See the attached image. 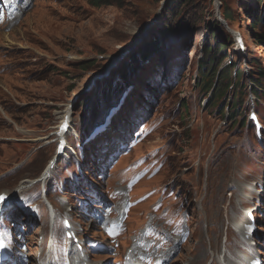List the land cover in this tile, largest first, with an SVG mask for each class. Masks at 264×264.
Here are the masks:
<instances>
[{"label": "rangeland", "instance_id": "1", "mask_svg": "<svg viewBox=\"0 0 264 264\" xmlns=\"http://www.w3.org/2000/svg\"><path fill=\"white\" fill-rule=\"evenodd\" d=\"M10 1L0 0V192L41 176L55 158L58 168L46 189L37 183L0 214L8 264H244L256 241L247 244L237 225L254 201L263 204L257 214L264 239V97L257 107L250 95L235 123L221 112L241 86L216 108L209 102L211 91L197 75L212 20L205 16L197 34L172 29L170 43L141 63L123 99L117 88L126 83L109 71L112 56L120 64L132 53L139 58L162 27L165 0ZM229 1L232 28L224 26L233 38L242 33L247 50L231 42L215 80L231 84L232 65L249 88L257 70L264 72V43L254 44L251 26L264 16V0ZM97 74L103 77L95 81ZM113 87L116 95L107 99ZM71 106L68 153L56 157ZM114 106L116 116L96 131ZM252 110L263 124L261 138L252 122L237 123ZM67 218L76 230L84 227L81 249H70ZM255 250L264 258L262 244Z\"/></svg>", "mask_w": 264, "mask_h": 264}, {"label": "trees", "instance_id": "2", "mask_svg": "<svg viewBox=\"0 0 264 264\" xmlns=\"http://www.w3.org/2000/svg\"><path fill=\"white\" fill-rule=\"evenodd\" d=\"M162 0H152L153 4H161ZM260 1V0H256ZM102 3V1H99ZM220 13L222 18L230 24L231 21V10L229 9V0H220ZM137 4V3H135ZM208 4V5H207ZM213 0H167L162 8V18L164 22L161 28L154 29L156 38L149 42L147 45L143 46L141 53H139V58L137 53H132L127 61L119 62L117 68L115 69V74L119 76L125 83L130 82V80L138 76L137 71L140 69V65L144 62L151 54L155 53L160 47H166L168 43L166 40L169 38L172 29L176 30H192V33L196 34L199 31V27L204 21L205 16L211 19V24H206L205 40L202 45V50L204 52V58L199 62L197 82L206 92L211 91L209 102L213 103V107H217V103L222 99L231 87L241 86L237 96L233 98L230 104H227L225 108H228V115L231 122H236L235 114L241 113L239 110L245 103L249 94L251 93L255 97L256 105L259 106V101L261 97H264V72L262 70H257V77L251 79L248 86H243L245 75L240 69L233 68L232 65L228 66V73L234 72V77L232 78V83L224 86L217 85L215 80L216 76L219 74L218 67L221 65V61L225 57L227 51L231 49L230 43H234L233 35L227 32L226 27L216 18L214 10ZM256 25V33L253 35V42L255 45H261L264 43V16H255L252 21L251 26ZM194 29V30H193ZM220 32V33H219ZM221 32L226 34L227 39H221ZM173 37L170 39L172 41ZM215 41V45H211V41ZM143 54V56H142ZM137 56V57H136ZM137 60V61H136ZM140 60V62H138ZM255 64H259L258 60H253ZM259 67V66H258ZM150 82V81H148ZM150 84V83H149ZM152 88H157L156 84L150 85ZM112 88V86H111ZM115 88V87H113ZM123 86H119L117 89L119 91ZM115 90V92H114ZM110 91L111 95L107 99L115 97L116 88ZM108 93V92H107ZM106 93V94H107ZM155 93V91H154ZM84 103V102H83ZM97 105L98 102H96ZM224 108V110H225ZM224 110L221 112L224 114ZM187 108L185 107V112ZM94 114L97 115V112ZM96 115L93 117L95 118ZM247 114H244L242 118L237 121V123L243 126H249L250 121H248ZM247 122V123H246Z\"/></svg>", "mask_w": 264, "mask_h": 264}, {"label": "bare ground", "instance_id": "3", "mask_svg": "<svg viewBox=\"0 0 264 264\" xmlns=\"http://www.w3.org/2000/svg\"><path fill=\"white\" fill-rule=\"evenodd\" d=\"M66 119L67 118L65 117V120L63 121L62 125L66 123L67 121ZM57 168H58L57 166L55 167L49 166L41 176L36 177V178H27L28 180L23 181L22 184L18 186V188L12 191H9L10 196L14 197L16 195H19L20 193L24 192L26 189L28 190L32 188L34 185H37V183L39 182H46L49 178L52 177V175L54 177V174L56 173ZM256 222H257V219H256ZM237 230L242 237H244L245 239L248 238V235L245 234L244 224L237 225ZM70 249H72V246H70ZM85 262L86 261L82 258L74 259V264H86ZM227 264H238V263L237 261L235 260L233 261L232 259L229 258V260L227 261Z\"/></svg>", "mask_w": 264, "mask_h": 264}, {"label": "snow or ice", "instance_id": "4", "mask_svg": "<svg viewBox=\"0 0 264 264\" xmlns=\"http://www.w3.org/2000/svg\"><path fill=\"white\" fill-rule=\"evenodd\" d=\"M5 199V197L3 196V194H0V201H2V200H4ZM3 245L2 244H0V247H2Z\"/></svg>", "mask_w": 264, "mask_h": 264}, {"label": "water", "instance_id": "5", "mask_svg": "<svg viewBox=\"0 0 264 264\" xmlns=\"http://www.w3.org/2000/svg\"><path fill=\"white\" fill-rule=\"evenodd\" d=\"M217 15L220 17V14H219V12L217 13Z\"/></svg>", "mask_w": 264, "mask_h": 264}]
</instances>
